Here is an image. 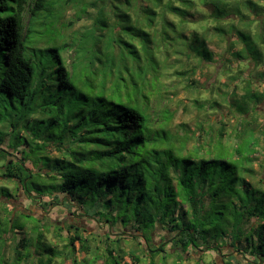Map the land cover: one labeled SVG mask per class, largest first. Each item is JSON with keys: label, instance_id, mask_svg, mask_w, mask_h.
<instances>
[{"label": "trees", "instance_id": "1", "mask_svg": "<svg viewBox=\"0 0 264 264\" xmlns=\"http://www.w3.org/2000/svg\"><path fill=\"white\" fill-rule=\"evenodd\" d=\"M235 1L0 0V179L28 197H48L56 206L75 207L85 217L97 216L111 228L119 223L130 232L128 239L107 234L97 244L68 224L66 244L58 248L61 226H54L57 240L46 242L37 218L12 209L0 217V264H168L170 257V264H215L205 260V253L221 255L225 247L230 252L225 264L250 255L241 236L238 251L221 240L225 230H236L235 222L220 224L223 214L216 210L230 202L222 192L227 170L221 139L227 125L221 123L215 143L205 134L206 158L201 123L196 130L186 123L172 126L169 97L176 84H166L178 77L197 86L195 73L204 69L203 63L214 62L206 32L186 36L187 18L197 4L210 8L226 54L254 66L264 62V28L251 30L254 23L262 24L257 18L264 16V5L248 2L253 18ZM83 20L85 25L71 30ZM173 56L187 63L172 67ZM239 99L247 107L238 109L242 119L234 131L250 150V163L259 144L255 127H248L255 123L262 98L248 83ZM219 108V102H210L209 109ZM248 138L254 139L253 149ZM50 149L57 155H47ZM241 151L236 150L239 158ZM9 192L0 186V197H11ZM260 226L262 242L252 264L264 263ZM27 227L28 236H14L8 263L6 235ZM157 236L158 245L153 241ZM195 252L203 253L198 261Z\"/></svg>", "mask_w": 264, "mask_h": 264}, {"label": "rangeland", "instance_id": "2", "mask_svg": "<svg viewBox=\"0 0 264 264\" xmlns=\"http://www.w3.org/2000/svg\"><path fill=\"white\" fill-rule=\"evenodd\" d=\"M236 2H241L240 8L241 11L243 10V14L253 18L254 16H251L252 12L248 2L264 5V0H236L235 3ZM232 11L233 9L230 10V12ZM191 14V17L187 18L189 23L187 25L188 31L186 36L190 37L194 31L200 33L206 32L207 47L212 54L214 62L211 64L203 63L205 66L204 69L201 72L197 71L195 73L193 78L198 82L197 86L190 85L189 83L186 84L183 80H179L178 77H171L166 80L168 87L174 83L176 84L175 88H170L171 96L169 97L170 111L175 112L172 126L175 127L178 124L186 123L188 129L196 130L198 124L201 123L204 128L202 136V144H204L203 152L207 158L208 153L206 152H208V150L205 146L208 145L209 139L205 134L207 133L209 135L210 133L211 137L214 138L212 142L215 143L221 123H226L228 129L227 135L221 139V145L225 152L223 160L227 170V172H224L225 176L222 192L224 196L230 197V202H228L227 205L216 208V210L223 214L220 224L225 225L230 222H235L236 230L233 232L225 230L221 235L224 236L221 240L225 243L229 242L230 245L238 251L239 247L237 246L236 239L238 236H241V239L245 240V243H249L250 255L246 253L242 254V256L240 254V256L237 257V262L238 264H252L251 256L256 250L257 244L262 242L259 241L261 239L260 233L263 231L260 225H264V220L260 218L262 213V216H264L263 211H261L260 214V210L262 208L264 210V153L262 149V145L264 144V133L263 131H259L260 127L264 128V62L261 65L256 64L254 66L251 61L241 63L233 59L229 54H226V42L216 35L214 28L218 26V24L210 18L211 10L209 7L197 4ZM71 15L72 14L67 15V18L70 19ZM168 18L177 21V19L171 15H168ZM231 18L232 16L230 15L226 20ZM257 20H261L262 24L260 25L258 22L254 23L251 27L252 33H255L257 30L261 31V27L264 28V16L260 15ZM85 23L84 20L76 22L71 27V30H78L81 26L85 25ZM237 23L241 28L243 27L239 19H237ZM222 25H225V22H222ZM260 50L264 55V45H260ZM169 62L172 67L174 66L176 68L187 63L186 58L175 56H173ZM248 83L250 84V91L261 95L262 98L259 103H257V111L253 115L255 123L248 127L249 131L253 126L255 127L256 132L254 136L259 144L254 148V154L252 155L253 161L250 163H248L246 158V156L250 154V150L244 146L243 140H237L235 134L237 131H234V128L238 127V123L242 119L239 115L240 112L237 113L238 109L247 107L239 98L244 95L245 87ZM212 100H216L220 103L219 109H209V104ZM194 101H198L203 108L198 109ZM249 131H247L248 134L250 133ZM249 142H251L249 146L253 149L254 139L248 138L246 143ZM239 147H241V154L243 155V157L240 158L236 154V150L239 149ZM47 155L54 157L57 155V152L55 149H50L47 151ZM241 159H245V161ZM28 167L31 166L28 164ZM235 178L241 179L242 185H237ZM259 180L261 181L259 182ZM0 186L7 187L11 196L2 195L3 197H0V217H5L8 211L12 209H15L16 212L21 210L26 214H32L40 221L37 225L40 226L39 232L44 234L46 242H54L57 240L54 239V226H61L63 231L61 233L62 238L57 240L59 245L58 248L66 244V242H63V239L68 235L66 229V225L68 224L78 227L83 231V235H91V237H94L95 243L97 244H99L100 240H103L104 236L107 234H112V238L125 237V239H128L129 237L128 234L130 232L128 229H123L119 223L114 228H111L108 223L99 220L97 216L89 215L90 217H85L83 212H81L80 209L78 210L79 212H77V208L75 207L69 208L66 205L56 206L48 197L39 198L35 193H31L28 197L21 189L15 191L16 188L14 183L6 181L5 179H0ZM234 187L238 190H233ZM44 203L48 204V206L45 207L43 205ZM5 210H7L6 213H4ZM78 215L80 216L78 217ZM25 235H29L28 227L17 235L12 232L6 235V238H8L6 244V260L8 263L12 261L11 248L13 246L12 241L14 236L22 238ZM159 238L160 237L157 236L153 239L156 245L159 244ZM139 242L144 245V242ZM208 243L212 245V239H209ZM74 246L77 250V243H75ZM220 250L223 256L217 254L215 250L214 252L207 251L205 253V260L209 262L214 261L215 264H225V262L228 261L230 252L227 251L226 247ZM202 255L203 253L201 252H195L192 256L195 261H198L199 257ZM77 258L81 260L83 254H78ZM166 261L170 264L173 261V257L168 258ZM65 264L69 263L67 262ZM184 264H195V262L194 260H189Z\"/></svg>", "mask_w": 264, "mask_h": 264}, {"label": "flooded vegetation", "instance_id": "3", "mask_svg": "<svg viewBox=\"0 0 264 264\" xmlns=\"http://www.w3.org/2000/svg\"><path fill=\"white\" fill-rule=\"evenodd\" d=\"M221 256H223V255L221 254Z\"/></svg>", "mask_w": 264, "mask_h": 264}]
</instances>
